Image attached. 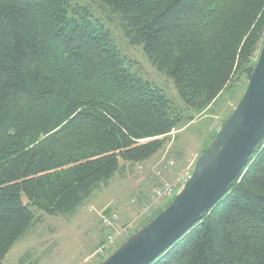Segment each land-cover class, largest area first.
<instances>
[{
  "label": "trees",
  "instance_id": "trees-1",
  "mask_svg": "<svg viewBox=\"0 0 264 264\" xmlns=\"http://www.w3.org/2000/svg\"><path fill=\"white\" fill-rule=\"evenodd\" d=\"M90 1L118 17L128 42L197 112L264 41V0ZM178 122L86 8L0 0V264L35 210L72 214L120 160L140 164L160 152ZM150 264H264V136L228 192Z\"/></svg>",
  "mask_w": 264,
  "mask_h": 264
},
{
  "label": "rangeland",
  "instance_id": "rangeland-1",
  "mask_svg": "<svg viewBox=\"0 0 264 264\" xmlns=\"http://www.w3.org/2000/svg\"><path fill=\"white\" fill-rule=\"evenodd\" d=\"M72 2L86 8L104 25L126 57L131 71L161 90L179 122L152 165L135 166L120 160L112 179L99 186L72 214L49 216L35 210L36 222L12 246L1 264H100L119 245L145 227L154 218V213L179 192L180 183L187 180L197 158L215 138L247 85L244 75L237 79L240 72L208 109L197 112L186 108L179 100L172 80L149 63L142 47L128 42L116 15L90 0ZM258 54L259 51L251 66ZM127 169L130 180L126 181L122 173H127ZM186 174L188 176L184 179ZM139 181L144 184L139 185ZM165 186L173 188V195L154 200L152 197L156 192L164 191ZM107 209L116 217L117 236L109 253L99 254L98 248L105 243L107 236L102 223L104 217L110 216L105 213Z\"/></svg>",
  "mask_w": 264,
  "mask_h": 264
},
{
  "label": "water",
  "instance_id": "water-1",
  "mask_svg": "<svg viewBox=\"0 0 264 264\" xmlns=\"http://www.w3.org/2000/svg\"><path fill=\"white\" fill-rule=\"evenodd\" d=\"M236 107L170 204L100 264H150L187 233L229 190L264 136V41Z\"/></svg>",
  "mask_w": 264,
  "mask_h": 264
},
{
  "label": "built area",
  "instance_id": "built-area-1",
  "mask_svg": "<svg viewBox=\"0 0 264 264\" xmlns=\"http://www.w3.org/2000/svg\"><path fill=\"white\" fill-rule=\"evenodd\" d=\"M187 176L188 174L185 175L184 179L187 178ZM185 181L186 179L184 180V182ZM183 183H180L181 184L180 187L183 185ZM165 187L166 188L164 189V191L156 192V195L153 196L152 198L154 200H157L162 197H171L173 195V188L171 186H165ZM105 213L110 214V216L108 218L104 217L102 221L103 226L106 229L107 236H106L105 243L98 248L99 254L109 253V251L112 249V245H113L112 243L114 242L115 237L117 236V232L114 227L115 219H116L115 215H113V213H111L109 209H107Z\"/></svg>",
  "mask_w": 264,
  "mask_h": 264
},
{
  "label": "crops",
  "instance_id": "crops-1",
  "mask_svg": "<svg viewBox=\"0 0 264 264\" xmlns=\"http://www.w3.org/2000/svg\"><path fill=\"white\" fill-rule=\"evenodd\" d=\"M158 154V153H157ZM157 154H155L153 157H151L149 160H147V161H145V162H142V163H140V164H135V166H138V165H143V166H149V165H152L154 162H155V160H156V158H157ZM125 170V169H124ZM127 171V173H122L123 175L125 174V176H123V179H125L126 181L127 180H130V178L128 177L129 176V174H128V169L126 170ZM131 174V173H130ZM127 175V176H126ZM140 182V183H139ZM138 183H139V185H141V184H144L142 181H139Z\"/></svg>",
  "mask_w": 264,
  "mask_h": 264
},
{
  "label": "bare ground",
  "instance_id": "bare-ground-1",
  "mask_svg": "<svg viewBox=\"0 0 264 264\" xmlns=\"http://www.w3.org/2000/svg\"><path fill=\"white\" fill-rule=\"evenodd\" d=\"M262 46V45H261Z\"/></svg>",
  "mask_w": 264,
  "mask_h": 264
}]
</instances>
